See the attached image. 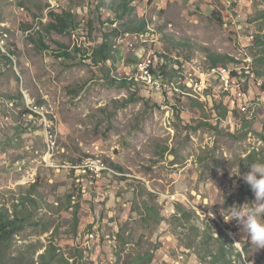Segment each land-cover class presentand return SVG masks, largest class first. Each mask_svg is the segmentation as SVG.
<instances>
[{
  "label": "rangeland",
  "instance_id": "374dc122",
  "mask_svg": "<svg viewBox=\"0 0 264 264\" xmlns=\"http://www.w3.org/2000/svg\"><path fill=\"white\" fill-rule=\"evenodd\" d=\"M127 1L148 25L143 37L125 33L132 17L115 21L111 10L120 0H0V206L11 208L35 186L36 218L49 228L28 227L16 246L50 242L76 264H120L131 253L152 254V264H161L163 255L177 259L180 246L159 219L170 220L180 203L216 220L237 248H246L250 264H264V248L230 221V207L255 199L241 192L248 166L264 163L255 135L264 127V104L256 102L264 78L255 74L262 87L253 90L248 113L235 108V116L220 91L182 82L217 69L212 59L219 56L264 70L256 62L264 46L254 43L264 35V0H233L228 15L219 0ZM63 13L73 29L50 32L51 15ZM106 33L115 62L95 65L90 58ZM42 40L71 58L42 51ZM149 57L175 65L177 76L169 79L181 83L176 97L128 83ZM181 95L201 105L183 99L180 112L174 105ZM254 152L260 156L248 160ZM87 164L102 172L85 170Z\"/></svg>",
  "mask_w": 264,
  "mask_h": 264
},
{
  "label": "trees",
  "instance_id": "16d2710c",
  "mask_svg": "<svg viewBox=\"0 0 264 264\" xmlns=\"http://www.w3.org/2000/svg\"><path fill=\"white\" fill-rule=\"evenodd\" d=\"M118 7V10H111L115 21L124 20L128 16L132 17V19L128 20L130 22L127 25L125 33L145 35L150 31L144 20H140L137 16H134V10L130 8V4L127 0H120ZM51 17H53V23L49 26L50 32L54 31L58 34H67L73 29V24L71 22L72 16L70 14H52ZM109 35V33L104 34L102 43L97 46L92 53L90 60L95 65H104L112 61L115 62L113 44L110 41ZM254 43L257 46H264V35L257 36ZM40 47L42 51H49L56 59L71 58V55L63 47H60L56 51L50 50L45 46L43 40L40 42ZM162 59L164 62L157 65V70L153 69V72H151V70L150 72L156 75V77H176V70H174L175 65H172L171 62L167 59L165 60V58ZM7 60L9 61V58H7ZM256 62L264 67V56H261ZM176 63L181 65L178 61H176ZM212 63L218 68L238 62L229 56H219L218 58L212 59ZM254 73L257 77L264 78V70H254ZM125 80H127V78ZM130 81L131 82L128 83L137 86L138 89L140 88L139 83L134 80ZM164 95L166 96V94ZM183 99H189L193 102V106L195 107L201 105L199 101L192 97L181 95L180 98L175 99L176 104L174 105L180 112H183V110H181L182 108L180 109ZM223 107L225 110L224 117L228 119L230 110L225 106ZM231 111L235 116V108H231ZM255 135L263 145L262 155H264V127L261 133H255ZM256 155L260 156L258 153L254 152L253 156L250 155L247 159L250 160ZM35 192L36 188L32 186L17 203L12 204L11 208H8L6 205L0 206V264H76L75 257L73 258L74 261L71 263L70 260L66 259L64 254L60 252L61 250L50 242L47 246L41 240L24 243L22 246H16V237H23V239L26 240L23 233L28 227L42 226L44 227V233L49 230L48 225L43 224L45 221L36 218L40 210L41 200L34 195ZM241 192L243 196H247L248 199H253L255 197L248 185L242 186ZM80 209V205H77L73 214L76 222L74 228L75 233L77 232V216ZM173 213L170 220L157 218L161 220L163 226L165 225L169 228H173L178 236L177 244L185 250L193 252L199 259L200 264L251 263L250 259L246 256V248H237L235 246V241L227 234L223 233L224 230L216 220L212 219L206 222L202 220L201 216L194 210L180 203L175 204V211H173ZM128 243L130 242H126V244ZM153 259L154 256L152 254L131 253L127 254L122 260L120 259V261H122L120 264H152ZM92 263L97 264V260L92 258Z\"/></svg>",
  "mask_w": 264,
  "mask_h": 264
},
{
  "label": "built area",
  "instance_id": "2783aa9c",
  "mask_svg": "<svg viewBox=\"0 0 264 264\" xmlns=\"http://www.w3.org/2000/svg\"><path fill=\"white\" fill-rule=\"evenodd\" d=\"M224 6L229 7L231 11V6L233 3V0H223ZM237 13V12H236ZM241 15L238 16L240 18ZM242 29V27H240ZM143 37V36H142ZM131 48L133 47V43H130L129 45ZM147 64H142L138 68V73L136 76H143L147 77V73H145V66ZM242 64L237 63V67H242ZM182 82H187L191 84V86H195L196 89H201V86L204 84H211L212 88H221V87H229L233 88V95L234 94H244V99L247 97H251L253 90L261 88L262 85L256 82L255 76L254 78H246V77H238V75H235V69L227 71V74H220L216 73L213 77H205L203 75L199 76V81L196 82H188L187 80H182ZM156 92L160 94L161 96H173L176 97V94L172 92L171 84L169 82H162V77H157V79L152 80V87L149 88V92ZM200 100H203V97L200 98ZM227 101L230 102V108H236V112L239 111L240 108H244V101H241L240 104H233L232 97L226 98ZM262 101L264 104V95L261 94L260 97L257 98L256 102ZM231 127V123H230ZM233 127V126H232ZM52 132L47 128V140L52 142ZM89 168H96L97 172H102L101 168H98L96 165H86L85 170L89 171ZM99 238L98 236H94L93 239Z\"/></svg>",
  "mask_w": 264,
  "mask_h": 264
},
{
  "label": "clouds",
  "instance_id": "9594fccd",
  "mask_svg": "<svg viewBox=\"0 0 264 264\" xmlns=\"http://www.w3.org/2000/svg\"><path fill=\"white\" fill-rule=\"evenodd\" d=\"M248 167L250 171L243 176V180L254 193L255 199L242 206L230 207V221L236 220L251 243L262 249L264 248V163L253 162ZM245 205L248 207L245 208Z\"/></svg>",
  "mask_w": 264,
  "mask_h": 264
},
{
  "label": "bare ground",
  "instance_id": "6f19581e",
  "mask_svg": "<svg viewBox=\"0 0 264 264\" xmlns=\"http://www.w3.org/2000/svg\"><path fill=\"white\" fill-rule=\"evenodd\" d=\"M222 13L224 15L230 14V8L225 7L223 5L222 6ZM238 32H239V30H238ZM140 35H141V37L144 36V34H138V36H140ZM163 62L164 61H162L160 59L158 60L155 57H149V59L143 63V64H147L145 66V73H147V77L136 76L135 82L139 83L140 85H145L148 88L152 87V80L157 79V77H156V75H153V73H151V72H153L152 71L153 69H156V67L159 63H163ZM161 68H163V67H161ZM176 69L178 70V68H176ZM234 69H235V75H238V77L254 78V76H255V73L253 71H251L250 67L241 68V67H235V66H233V67L221 66V67H218L217 69H213L211 72H208V73L204 74L203 76L213 77L216 75V73L227 74V71L234 70ZM150 70H151V72H150ZM255 79H256V76H255ZM162 82H169L171 84L172 91H175L176 93L179 92L178 88L180 87L181 83H175V82H173V80L169 79V77H166V78L162 77ZM189 82H192V81L189 80ZM256 82H257V79H256ZM186 86L192 87L191 84H189V83H186ZM202 88L204 90H207L209 88H212V86H211V84H204V85H202ZM213 89L215 91H220L226 98L232 97V99L235 100L236 104H240L241 101H244V108H240L238 112H240L241 114L248 113L250 106H251V102H252L251 97H247L244 99V94H234L233 95V88H229V87H221V88H213Z\"/></svg>",
  "mask_w": 264,
  "mask_h": 264
},
{
  "label": "crops",
  "instance_id": "0c3cea01",
  "mask_svg": "<svg viewBox=\"0 0 264 264\" xmlns=\"http://www.w3.org/2000/svg\"><path fill=\"white\" fill-rule=\"evenodd\" d=\"M219 1L222 5L224 4L223 0H219ZM173 211H175V210L173 208H171L169 210L168 215L174 214ZM134 215H136V214H134ZM160 230H161V232L165 231V229L162 227ZM162 237L167 239V240L171 239L170 234H165V235L163 234ZM89 249L95 253L98 251V246H94V245L90 244ZM180 252H179V257L177 259H174V258L169 257L167 255H163L162 260H159V259H157V260L160 261L161 264H200L197 256L193 252H191L190 250H185L184 248L180 247ZM154 263L157 264L156 259H155Z\"/></svg>",
  "mask_w": 264,
  "mask_h": 264
}]
</instances>
